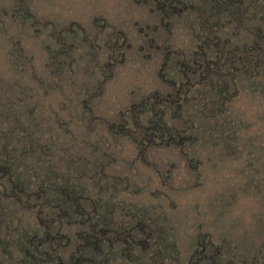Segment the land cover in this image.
I'll list each match as a JSON object with an SVG mask.
<instances>
[{
	"label": "rangeland",
	"instance_id": "rangeland-1",
	"mask_svg": "<svg viewBox=\"0 0 264 264\" xmlns=\"http://www.w3.org/2000/svg\"><path fill=\"white\" fill-rule=\"evenodd\" d=\"M37 263L264 264V0H0V264Z\"/></svg>",
	"mask_w": 264,
	"mask_h": 264
},
{
	"label": "trees",
	"instance_id": "trees-1",
	"mask_svg": "<svg viewBox=\"0 0 264 264\" xmlns=\"http://www.w3.org/2000/svg\"><path fill=\"white\" fill-rule=\"evenodd\" d=\"M79 190V187L64 182L63 185H60L56 189L55 193L58 195L56 201L57 204L65 206L66 212L75 211L77 213L80 211L78 215L81 217V223H88V231L90 230L88 235L90 237L91 251H95L101 249L102 242L105 239L107 242L110 241V236L113 235V230L118 226V222L111 215L104 219L102 211L98 209V205H91V207L86 209L85 205L79 201V198H82V194ZM105 236H108V238H105ZM33 248H35V246H33ZM91 251L90 249L87 250V252L92 254Z\"/></svg>",
	"mask_w": 264,
	"mask_h": 264
}]
</instances>
